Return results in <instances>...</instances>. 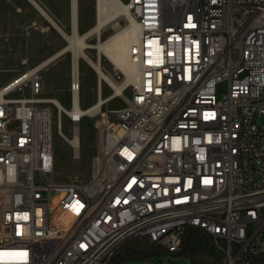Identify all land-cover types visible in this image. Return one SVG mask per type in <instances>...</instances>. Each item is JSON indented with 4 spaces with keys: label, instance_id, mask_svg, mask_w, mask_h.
Segmentation results:
<instances>
[{
    "label": "built area",
    "instance_id": "obj_1",
    "mask_svg": "<svg viewBox=\"0 0 264 264\" xmlns=\"http://www.w3.org/2000/svg\"><path fill=\"white\" fill-rule=\"evenodd\" d=\"M124 3L136 77L118 68L114 78L130 96L88 55L97 99L87 108L73 58L70 108L44 95L53 56L35 66L24 56L0 79V264H110L141 242L176 253L189 229L212 238L217 264H264V0ZM55 113L75 154L81 118L95 122L87 182L54 178Z\"/></svg>",
    "mask_w": 264,
    "mask_h": 264
},
{
    "label": "rangeland",
    "instance_id": "obj_2",
    "mask_svg": "<svg viewBox=\"0 0 264 264\" xmlns=\"http://www.w3.org/2000/svg\"><path fill=\"white\" fill-rule=\"evenodd\" d=\"M30 1V0H29ZM55 12L57 26L53 25L39 10L27 0H0V68L1 83L16 76L20 69L21 59L29 58V66H35L45 57L53 55L68 45L67 35L72 34V20L70 14L71 0H43ZM126 1V0H125ZM79 32H84L95 24L97 17V0H80ZM54 5V6H53ZM23 10H22V9ZM55 9V10H54ZM122 10L112 15L117 16L102 32V39H106L129 24V19ZM97 36L93 35L90 43H96ZM89 55L98 56L97 49L87 48ZM72 51L62 55L57 61L42 71L45 79L44 95L58 98L65 106L71 107L70 67ZM82 56H81V59ZM103 66L111 73H119L115 63L106 55H102ZM96 72L84 61L81 63V105L87 108L97 99ZM108 85L104 88V96L110 94ZM29 94V91H26ZM130 96V93H127ZM123 105V100L114 98L105 106L107 111L115 110ZM58 115L54 120V178L58 181L76 179L87 182L93 173V157L96 151L97 127L92 118L86 116L80 121L81 155L75 156L73 147L63 138L58 130ZM259 124L264 126V115L260 117ZM61 127L63 133L72 138L75 133L74 124L66 115L62 116ZM150 245L140 243L134 246L127 245L119 254L128 250H136L141 256L132 260L118 261V256L110 264H217L221 252L214 247L210 240L199 234L198 239L183 253H169L166 250L153 249ZM182 250V249H181ZM147 252V253H145ZM118 254V255H119Z\"/></svg>",
    "mask_w": 264,
    "mask_h": 264
},
{
    "label": "bare ground",
    "instance_id": "obj_3",
    "mask_svg": "<svg viewBox=\"0 0 264 264\" xmlns=\"http://www.w3.org/2000/svg\"><path fill=\"white\" fill-rule=\"evenodd\" d=\"M32 4L39 10L40 14L43 15L50 23L57 26V21L55 19L56 15L53 10H51L43 0H30ZM97 20L95 24L87 29L84 32H79L78 25L80 24V0H71V20H72V34L67 35L68 45L54 53L53 58L59 59L62 55L67 53L69 50L72 51V58L75 61V64L79 63L81 69L82 61L86 55L90 56L93 64L100 68L101 75L113 85L116 90H126V93H129V88L126 87L125 82H117L114 73L107 71V69L102 64V57L100 60L96 61L95 57H92L91 53L86 51L87 48L95 47L97 52L106 55L110 60H112L116 65V68L124 71L126 75V82H133L136 77V71L134 65L130 62L128 58L129 48L136 36V28L133 22H129L124 28H121L119 31L111 35L106 39H102L99 43H90V38L93 35H96L98 38L102 36V32L105 30L106 26L112 22L117 16L112 18V15L117 13L119 10H122L121 14H125L128 19L130 18L127 6L125 5V0H97ZM1 19V18H0ZM82 56L83 60H80ZM88 64V63H87ZM101 64V66H100ZM89 65V64H88ZM97 78V77H96ZM97 83V79H96ZM106 84L101 83V88L104 90ZM70 88V83H69ZM59 100V99H58ZM111 102V101H110ZM109 102V103H110ZM83 118H81L82 120ZM80 125V124H79ZM80 127V126H79ZM79 149L75 156L81 155V141L80 137L76 136V139L72 140Z\"/></svg>",
    "mask_w": 264,
    "mask_h": 264
},
{
    "label": "trees",
    "instance_id": "obj_4",
    "mask_svg": "<svg viewBox=\"0 0 264 264\" xmlns=\"http://www.w3.org/2000/svg\"><path fill=\"white\" fill-rule=\"evenodd\" d=\"M199 234H202L203 236L208 238L210 242L212 243V245L215 247L212 238L207 233H205L204 231L200 229H189L184 235L183 246L180 252L183 253L185 250H187L189 246L192 245V243L198 239ZM141 254L142 253H139L136 250H128L127 252H125V254H119L117 260L118 261L132 260L135 257H138V259H140L139 256H141Z\"/></svg>",
    "mask_w": 264,
    "mask_h": 264
},
{
    "label": "crops",
    "instance_id": "obj_5",
    "mask_svg": "<svg viewBox=\"0 0 264 264\" xmlns=\"http://www.w3.org/2000/svg\"><path fill=\"white\" fill-rule=\"evenodd\" d=\"M27 1L29 2V4H30L31 6H33L29 0H27ZM46 4H47V3H46ZM53 6H54V5H53ZM49 7H50V6H49ZM21 9H22V8H21ZM22 10H23V9H22ZM54 10H55V9H54ZM70 14H71V9H70ZM63 48H64V47H63ZM48 57H50V56H48ZM48 57H47V58H48ZM45 59H46V57H45L43 60H45ZM43 60H42V61H43ZM42 61H41V62H42Z\"/></svg>",
    "mask_w": 264,
    "mask_h": 264
}]
</instances>
